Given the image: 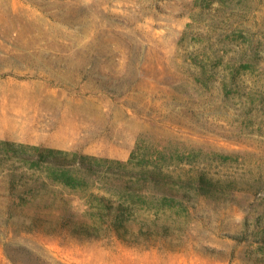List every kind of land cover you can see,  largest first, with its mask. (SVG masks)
<instances>
[{"label": "rangeland", "instance_id": "rangeland-1", "mask_svg": "<svg viewBox=\"0 0 264 264\" xmlns=\"http://www.w3.org/2000/svg\"><path fill=\"white\" fill-rule=\"evenodd\" d=\"M7 120L69 130L63 150L104 160L75 192L0 144V264H264V0H0ZM158 163L211 190L182 204L122 192ZM95 194L157 229L122 241L32 222L41 201L82 213Z\"/></svg>", "mask_w": 264, "mask_h": 264}, {"label": "trees", "instance_id": "trees-1", "mask_svg": "<svg viewBox=\"0 0 264 264\" xmlns=\"http://www.w3.org/2000/svg\"><path fill=\"white\" fill-rule=\"evenodd\" d=\"M0 144L8 148L7 154L10 155H6L7 158L23 160L35 158V161H31L33 164H46L47 168L52 171L55 185L75 192L78 191L76 190L77 184L88 181L82 176L78 177L75 173L97 174L100 171L99 162L104 160L39 145L16 144L6 140H0ZM135 176L132 181L118 179V186L126 196L140 197L144 191L158 194L161 200L168 204L176 202L182 204L185 199L190 200L211 190V185L204 180L202 175L191 174L185 178L178 175L176 178L160 163L139 170ZM27 194L31 195L30 198H35L33 192L25 195ZM116 200L112 202L109 196L95 194V203H93L95 206L82 213H77L71 210L67 205L68 201L63 198H48L47 201L38 203L43 210L36 213L32 222L46 220L51 226L58 227L76 238H98L103 234L114 236L122 241L125 240L124 238L135 236L138 232H152V229H157L156 218L144 217L137 222V206L123 198Z\"/></svg>", "mask_w": 264, "mask_h": 264}, {"label": "crops", "instance_id": "crops-1", "mask_svg": "<svg viewBox=\"0 0 264 264\" xmlns=\"http://www.w3.org/2000/svg\"><path fill=\"white\" fill-rule=\"evenodd\" d=\"M37 110V108H35ZM36 114L32 115L35 116ZM15 121L7 120L8 128L0 130V138L20 141L30 144H40L42 147L54 149H71L72 133L68 131L51 130L49 132H37L33 127L29 129L9 128ZM22 123V122H18Z\"/></svg>", "mask_w": 264, "mask_h": 264}]
</instances>
